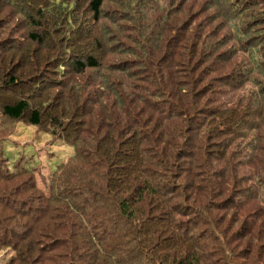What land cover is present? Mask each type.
Here are the masks:
<instances>
[{
    "label": "trees",
    "instance_id": "obj_1",
    "mask_svg": "<svg viewBox=\"0 0 264 264\" xmlns=\"http://www.w3.org/2000/svg\"><path fill=\"white\" fill-rule=\"evenodd\" d=\"M156 3L0 0L2 264H264V0Z\"/></svg>",
    "mask_w": 264,
    "mask_h": 264
},
{
    "label": "rangeland",
    "instance_id": "obj_2",
    "mask_svg": "<svg viewBox=\"0 0 264 264\" xmlns=\"http://www.w3.org/2000/svg\"><path fill=\"white\" fill-rule=\"evenodd\" d=\"M160 5H156L161 10H166L169 7L170 0H157ZM111 3L106 4L105 9H113ZM152 8H156L155 6ZM196 8V7H195ZM156 10H158L156 8ZM12 133L7 137L4 144V154L8 159L9 164H12L18 157V153L25 156H33L35 161L41 166V174L46 176L49 170L53 171L56 166L66 161L73 151L69 146L63 145L61 142H54L47 145L49 137L43 133L38 132L34 127L25 126L22 123L13 125ZM16 144H15V143ZM37 186L44 191V186L40 183L39 178L36 177ZM10 256V252L0 253V264Z\"/></svg>",
    "mask_w": 264,
    "mask_h": 264
}]
</instances>
